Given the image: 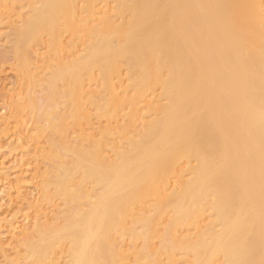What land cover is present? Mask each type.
Here are the masks:
<instances>
[{"label": "bare ground", "instance_id": "bare-ground-1", "mask_svg": "<svg viewBox=\"0 0 264 264\" xmlns=\"http://www.w3.org/2000/svg\"><path fill=\"white\" fill-rule=\"evenodd\" d=\"M11 1L25 14L8 19L0 61L31 81L46 59L34 44L65 53L46 67L44 104L10 95L14 123L25 127L30 109L39 131L53 98L86 123L92 106L98 119L86 147L61 142L43 156L67 213L42 224L41 208L19 240L17 214L0 217L19 259L56 264L59 248L64 264H264V0ZM30 131L19 134L36 146ZM121 235L141 248L123 249Z\"/></svg>", "mask_w": 264, "mask_h": 264}, {"label": "rangeland", "instance_id": "rangeland-1", "mask_svg": "<svg viewBox=\"0 0 264 264\" xmlns=\"http://www.w3.org/2000/svg\"><path fill=\"white\" fill-rule=\"evenodd\" d=\"M0 6H1L0 7V54H3L8 52L10 50L9 47L11 46L10 43L8 42L9 37L7 36V33L8 35H10L9 32H11L7 21H9L8 19L10 20L15 19L14 23L16 21L15 24L17 25L19 23L18 16L20 17L21 14L22 15L25 14V7L23 1L20 3H14L11 0L5 1L4 3L0 4ZM45 40L46 38H44V41ZM44 41L38 42L32 46L33 53H37L40 56L45 57L46 59L45 62L43 63V67H44L43 71H40V69L37 68H33L32 71L34 77L31 81L27 79L22 80L23 78L20 75H17L15 71L10 68L9 61H6V63L0 61L2 62L0 64V66H2V68L0 67L1 68L0 69L1 71L0 72V122L4 124L2 125L0 123L1 125L0 126V217L1 219H3L4 217L7 218L9 216L8 219H10L11 221L13 217L17 214L14 217L15 220L13 219L12 221L14 224L17 222L16 226H18V230L20 228L18 233L20 235H18L19 238L17 237V240L21 239L22 237L21 232L23 230L27 229L26 230L27 233H30L32 231L33 229L32 227H34V223L39 221L38 220L40 218L39 214H41V212L43 213L41 214L43 217L40 215L41 216L40 222L42 224L45 223L47 220L54 221L57 217L58 219H61V217H63L67 213V206L65 203V199L63 197L57 196L56 190L52 186H47L45 184V179L48 177V173L49 172L51 173V171L53 170V165L49 161L44 159L43 156L54 152L56 146H59L61 142H65L68 146L82 145L86 147L87 137L83 136V132L85 131V129L88 127L89 124H93L96 128L98 126V119L96 117L95 111L92 109L93 108L92 106L88 107V112L90 113V117H89V121L86 123V120H84L82 117H80L79 118L80 121H78L79 119H77L75 115L70 112L71 109L69 107H65V101L59 98L52 99L50 106L53 109L50 108V111L48 110L47 113L43 114L44 118L40 119L38 123L39 131L35 130L36 125L34 126L33 123L30 125V123L32 122L31 116L34 115V112L31 111L30 109L20 115V117L21 116L24 117L23 118L24 121L28 120L27 122H25V127L29 126L27 128V131L25 130L26 128L23 125L24 123L22 124L23 126L14 123V121L16 120H13L11 118L9 114L10 111L8 108L9 106H7L10 104L9 101L11 100L9 98L10 95L11 94L15 95L18 91H19L18 93H21V91L22 92L27 91L29 93L28 96L37 99L39 105H42V103L44 104L49 95L47 82L52 80L51 72L49 70H46V67L49 64L56 62L59 59V57L65 55V53L59 54V53L50 52L48 47L46 48V44L44 43ZM47 52H48V56H47ZM21 83H23V87L20 86ZM27 92L23 93V97L26 95ZM19 103L21 104L22 102L20 101ZM122 115H123L122 112H120L117 115V119L120 124L124 123L123 121L124 117ZM4 118L9 119L8 122H10L11 124L9 125V127L11 126L10 127L11 131L9 130L10 132H8L7 128H5L7 124L6 123L7 119L5 120ZM46 118L50 120V123H53L52 125L53 128L47 122ZM19 119H20L19 121H23L21 120L22 117ZM105 120H106L105 118H102V122H103L101 124L102 126H106L108 124V122ZM26 123L28 125H26ZM29 128L30 130H33V132H31ZM24 130H25V132H23L24 134L30 131V134L37 135L36 141H38V144L36 146H35L36 143L31 144L30 142L28 143L26 141L28 140L27 138L25 139L26 135H23L24 138L23 136H21L23 134L22 131ZM15 131L16 133L18 134L20 133L21 135L19 134V136L15 137L16 135ZM1 132H5L6 135H4ZM11 132L13 133L14 136L12 135ZM85 132L89 133L90 131L86 129ZM96 133H97L96 131H93V137H90L91 138L90 140L96 141L100 139V136ZM19 139H21L22 141ZM51 139H53L55 142L54 147L51 145L52 144ZM20 141L22 142L23 145L20 143ZM61 153L62 155H64L65 159L70 158L69 156L65 155V153L63 152ZM1 170L3 171V173ZM6 174L8 175V177L10 175L9 179L7 178ZM19 178L21 180V184H19L20 183ZM40 185L42 186V188L46 187L47 189V194L45 192L46 196H43L45 194L43 193L42 191L43 189L41 188ZM8 186L11 187H9L8 189ZM4 188H6V190ZM18 189H20V191H18ZM41 195L44 197L43 199ZM38 198L40 199L38 200ZM33 203L34 206L37 205L40 208L35 209L34 211ZM43 208L45 211H42ZM39 210L41 212H39L38 214ZM59 210H61L60 213L58 212ZM36 211L37 213H35ZM1 224H0L1 227L0 228V240H1L0 264H17V263L26 264L28 259L27 261L24 260L23 262L22 261L23 258L20 260L19 256L16 255L18 253L20 254L21 257V255L24 254L25 250L20 245H18V242L17 243L15 242L17 240L15 239V236L12 235L14 233L10 230L8 226L6 227L7 224L5 223H1ZM117 244L123 245L122 248L125 250H133V249L139 250L142 246V243L140 242L131 243L130 238L126 235L119 236V239L117 238ZM156 244L157 243L155 242V245ZM56 249H57L56 252L59 253L57 255L58 260L56 264H64L66 262L65 253H63L59 248ZM16 256L17 258H15ZM133 262L134 261L131 260V264H133ZM138 264H142V263H138ZM161 264H166L164 259H162Z\"/></svg>", "mask_w": 264, "mask_h": 264}]
</instances>
